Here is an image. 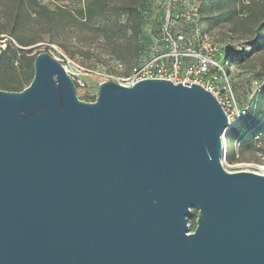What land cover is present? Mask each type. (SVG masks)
I'll return each instance as SVG.
<instances>
[{"label": "water", "instance_id": "1", "mask_svg": "<svg viewBox=\"0 0 264 264\" xmlns=\"http://www.w3.org/2000/svg\"><path fill=\"white\" fill-rule=\"evenodd\" d=\"M227 128L199 84L105 81L85 102L39 53L0 90V264H264V174L224 168Z\"/></svg>", "mask_w": 264, "mask_h": 264}, {"label": "rangeland", "instance_id": "2", "mask_svg": "<svg viewBox=\"0 0 264 264\" xmlns=\"http://www.w3.org/2000/svg\"><path fill=\"white\" fill-rule=\"evenodd\" d=\"M257 1L254 13L243 24L237 25L235 32L218 27L208 33L210 40L229 57L227 73L236 101L243 109L248 108L244 117L261 103L264 88V31L258 38L261 46L254 44L255 29L264 20V0ZM29 4L32 6L31 17L27 18L21 15V10ZM83 4L84 0H0V41L7 45L10 42L16 49L27 52L22 67L17 61L14 64L6 62L1 67L0 90H5L4 85H17L16 81H21L19 88L25 89L29 82H26L23 72L33 74L34 58L41 52H48L68 70L71 77L84 84V87L75 85L80 100L93 102L102 82L131 86L130 72L136 66L163 57L162 61L168 67L174 51L184 66L193 63L194 58L183 54L202 51L201 31L197 26L199 0H149L145 7L146 20L139 53L132 64L117 61L107 53V47L96 40L93 23L74 28L62 26L64 18L55 13V9H78ZM42 6L46 11L40 8ZM179 36L182 40L177 41ZM169 37L174 42L176 40L175 44L166 41ZM252 134H247L248 140L242 143L238 138L229 143L223 135L221 159L228 172L264 174V145L256 142V138L250 140ZM195 220L191 222L188 219V233L194 231Z\"/></svg>", "mask_w": 264, "mask_h": 264}, {"label": "trees", "instance_id": "3", "mask_svg": "<svg viewBox=\"0 0 264 264\" xmlns=\"http://www.w3.org/2000/svg\"><path fill=\"white\" fill-rule=\"evenodd\" d=\"M257 0H199L198 6V28L202 33L223 27L228 32H235L237 25L243 24L254 13ZM149 0H84L80 8L67 9L57 7L55 13L64 18L63 27L74 28L76 26H87L93 23L96 40L107 47V53L117 61H125L132 64L137 58L140 49V38L146 20L145 7ZM30 5V4H29ZM46 11V7H40ZM32 6H23L21 15L31 17ZM35 13V12H34ZM255 42L258 46V38L264 31V20L256 27ZM20 45H23L20 42ZM27 52L20 51L9 43L5 50L1 51L0 69L6 62L14 64L18 62L23 66L24 57ZM228 61L229 60V57ZM35 59V58H34ZM130 66V65H129ZM26 82H31L33 74L29 71L23 72ZM17 85H4L3 89L19 92L21 81ZM15 83V84H16ZM95 100V99H94ZM256 138V142L264 145V88L261 94V103L247 117H242L234 127L226 131L225 139L230 143L238 138L242 143ZM255 143L252 144L254 146ZM197 211L192 209L188 219L193 222Z\"/></svg>", "mask_w": 264, "mask_h": 264}, {"label": "built area", "instance_id": "4", "mask_svg": "<svg viewBox=\"0 0 264 264\" xmlns=\"http://www.w3.org/2000/svg\"><path fill=\"white\" fill-rule=\"evenodd\" d=\"M10 40L14 42L12 38ZM176 40L180 41L182 37L179 36ZM200 40L202 43V51L200 53L183 54L184 57L194 58L193 63L182 66L181 61H179V55L174 51V54L171 55L172 61L168 67L163 63V57H158L134 67L130 72V78L132 79V84L142 79L155 78L169 80L173 83H195L201 85L216 97L224 109L228 119V131L248 113V108L243 109L236 101L227 73L230 61L219 50L218 45L210 40L207 33L201 32ZM166 41L175 44L170 37ZM1 43L0 51H3L6 49L7 44ZM65 70L69 75L68 70L66 68ZM70 78L73 82L75 81V85L84 87V84L79 80H75L71 76Z\"/></svg>", "mask_w": 264, "mask_h": 264}]
</instances>
